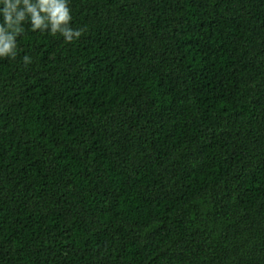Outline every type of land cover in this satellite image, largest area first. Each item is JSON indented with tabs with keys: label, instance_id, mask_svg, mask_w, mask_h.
I'll list each match as a JSON object with an SVG mask.
<instances>
[{
	"label": "trees",
	"instance_id": "trees-1",
	"mask_svg": "<svg viewBox=\"0 0 264 264\" xmlns=\"http://www.w3.org/2000/svg\"><path fill=\"white\" fill-rule=\"evenodd\" d=\"M29 4L47 29L0 57V264H264V0H68L72 42Z\"/></svg>",
	"mask_w": 264,
	"mask_h": 264
},
{
	"label": "clouds",
	"instance_id": "clouds-1",
	"mask_svg": "<svg viewBox=\"0 0 264 264\" xmlns=\"http://www.w3.org/2000/svg\"><path fill=\"white\" fill-rule=\"evenodd\" d=\"M4 16V25H0V57L15 58L16 43L15 38L23 29L20 27L27 17H30L32 30L45 31L47 25L43 24V20L36 8L29 4V0H2ZM23 3L26 10H21L20 5ZM40 11L47 14L48 22L51 24L50 33L56 35L60 33L66 42H72L74 38L81 35L80 30L72 29L70 25L71 10L68 6V0H40ZM28 13L31 15L29 16ZM6 25V26H5ZM9 30L11 35L5 37L3 33ZM25 64L30 63L28 56L24 57Z\"/></svg>",
	"mask_w": 264,
	"mask_h": 264
}]
</instances>
